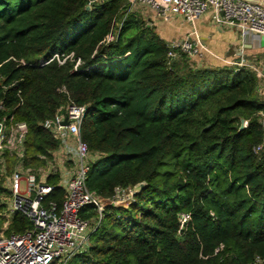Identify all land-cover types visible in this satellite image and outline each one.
<instances>
[{
	"label": "trees",
	"instance_id": "obj_1",
	"mask_svg": "<svg viewBox=\"0 0 264 264\" xmlns=\"http://www.w3.org/2000/svg\"><path fill=\"white\" fill-rule=\"evenodd\" d=\"M129 1L88 11L86 0H0V123H27L26 166L28 156L58 149L41 124L70 97L87 107L81 138L100 154L88 189L109 199L116 187L143 185L127 208L108 206L101 218L94 206L82 209L99 223L90 249L69 264H264L257 76L192 68L185 56L169 65L168 42L128 13ZM71 54L82 61L78 70L70 61L41 66ZM49 183L48 200L61 204L63 189L56 178ZM184 214L190 219L181 229ZM31 228L15 213L6 233Z\"/></svg>",
	"mask_w": 264,
	"mask_h": 264
},
{
	"label": "built area",
	"instance_id": "obj_2",
	"mask_svg": "<svg viewBox=\"0 0 264 264\" xmlns=\"http://www.w3.org/2000/svg\"><path fill=\"white\" fill-rule=\"evenodd\" d=\"M108 1L86 0V10L92 11ZM142 9H147L161 23L171 24L180 19L193 28L188 37L168 42L169 65L185 56L192 68H202L200 62L204 46L200 42L196 23L206 15L211 16V23L218 31L236 32L243 40L264 36V8L244 0L129 1L128 13L138 14ZM115 38L111 33L106 42H113ZM70 58L75 63L74 70H78L82 61L76 60L74 54L63 60L55 55L49 61H41V66L54 60L63 65ZM229 67L255 74L258 79L257 91L259 95L264 94V58L237 55L235 60L229 62ZM61 92L67 93L65 89ZM68 98L69 102L41 125L59 142L57 152H61L63 158L73 164L71 170L64 168L60 159L57 161L54 158L47 170L39 169L36 173L25 164L27 123L14 118L0 123V174L5 169L6 154L20 160L5 183L11 196L7 209L12 216L15 213L24 214L32 225L24 233L8 235L5 230H0V264H69L73 257L90 249L91 233L99 223L97 219H84L80 215L82 209L94 206L101 218L108 206L129 207L142 188V185L116 187L109 199L101 198L88 189V173L100 154L91 152L81 138L80 128L87 107L77 105ZM65 121L67 125H64ZM260 122L264 128V111L260 113ZM263 151L264 142L255 148L256 154ZM39 158L44 160L45 156ZM56 175L62 177L60 187L64 191V198L61 204L48 200L55 188L48 181ZM21 182H25L24 190L21 189ZM189 219V215H182L181 229Z\"/></svg>",
	"mask_w": 264,
	"mask_h": 264
},
{
	"label": "crops",
	"instance_id": "obj_3",
	"mask_svg": "<svg viewBox=\"0 0 264 264\" xmlns=\"http://www.w3.org/2000/svg\"><path fill=\"white\" fill-rule=\"evenodd\" d=\"M161 24L162 28L169 30L170 35L167 38L162 37L167 42L184 39L193 31L191 25L180 19L171 24ZM196 30L200 42L204 46L203 57L200 62L203 68L229 67V62L235 60L234 56L237 57V55L241 54L248 58H264V36L243 40L236 32L218 31L212 25L210 15H206L197 21ZM260 96L264 100V94ZM52 178L57 179L56 185L60 187L62 181L61 175H56Z\"/></svg>",
	"mask_w": 264,
	"mask_h": 264
},
{
	"label": "rangeland",
	"instance_id": "obj_4",
	"mask_svg": "<svg viewBox=\"0 0 264 264\" xmlns=\"http://www.w3.org/2000/svg\"><path fill=\"white\" fill-rule=\"evenodd\" d=\"M145 22L152 24V27H155L156 32L163 38H167L170 33L168 29H164L162 28V24L160 21L155 20L153 18V15L149 14V11H147V9H142L140 13H138ZM117 24L114 26L113 32H112V36H116L118 33L117 30ZM179 40V39H176ZM236 58V56H234ZM67 61H70L71 63L74 64V61L70 58ZM44 156V155H43ZM27 158V156H26ZM54 158H56L57 161H59V159L62 161L64 168H66L67 170H71L73 169V164L68 162L66 159L63 158V155L61 154V152H57L54 151L50 154V156H45V159L42 160L39 157L37 158V160L35 159L34 161H31L32 159L29 158V164L28 166L31 167L32 169H34V171L37 173V171L39 169H48L49 164L54 160ZM20 162V160H18L16 157L11 158V157H5L4 158V164H5V169L4 171L0 174V183L2 184V187L5 189V193L0 195V205H2L4 207V209L0 212V230H5V232L7 231V228L9 227L10 224H8V222L11 220L12 218V214H10L8 212V203L10 201V192L9 190L6 189V180L7 177H9L11 175V173L14 171L15 166ZM21 189L24 190L25 189V182H21L20 184Z\"/></svg>",
	"mask_w": 264,
	"mask_h": 264
},
{
	"label": "water",
	"instance_id": "obj_5",
	"mask_svg": "<svg viewBox=\"0 0 264 264\" xmlns=\"http://www.w3.org/2000/svg\"><path fill=\"white\" fill-rule=\"evenodd\" d=\"M244 1H247V2H250V3L256 4V5H259V6H261V7L264 8V1L263 0H244ZM245 123H246V121L242 119L241 120L240 130H243L246 127L245 126ZM67 124H68V122L65 121L64 122V125H67ZM142 187H143V185H142Z\"/></svg>",
	"mask_w": 264,
	"mask_h": 264
}]
</instances>
